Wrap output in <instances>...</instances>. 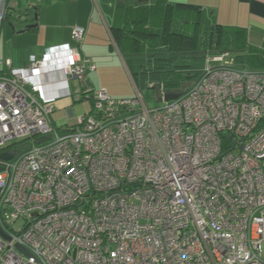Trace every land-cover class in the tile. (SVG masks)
Returning a JSON list of instances; mask_svg holds the SVG:
<instances>
[{
  "label": "built area",
  "instance_id": "built-area-1",
  "mask_svg": "<svg viewBox=\"0 0 264 264\" xmlns=\"http://www.w3.org/2000/svg\"><path fill=\"white\" fill-rule=\"evenodd\" d=\"M224 54L175 101L160 85L154 109L94 89L68 44L8 62L0 155L19 153L0 159V264H264V71ZM74 96L93 109L61 129L55 106Z\"/></svg>",
  "mask_w": 264,
  "mask_h": 264
},
{
  "label": "crops",
  "instance_id": "crops-1",
  "mask_svg": "<svg viewBox=\"0 0 264 264\" xmlns=\"http://www.w3.org/2000/svg\"><path fill=\"white\" fill-rule=\"evenodd\" d=\"M168 2L198 7L209 21L243 30L248 47L264 53V0ZM117 3L118 0H10L8 15L0 28V74L9 72L8 62L12 68H24L33 57L42 58L47 48L64 44L78 48L81 55L96 66L91 73L99 72L101 76H107V81L115 68H123L121 65L131 74L113 36V26L117 24ZM33 24L36 26L22 31ZM78 26L86 30L82 43L73 36ZM257 70L264 71V68ZM100 89L108 93L110 87L102 86ZM115 90L112 91L117 93ZM68 99L60 100L56 105L67 106ZM55 125L64 129V120Z\"/></svg>",
  "mask_w": 264,
  "mask_h": 264
},
{
  "label": "trees",
  "instance_id": "trees-1",
  "mask_svg": "<svg viewBox=\"0 0 264 264\" xmlns=\"http://www.w3.org/2000/svg\"><path fill=\"white\" fill-rule=\"evenodd\" d=\"M115 17L113 36L123 57L147 60L138 72L129 67L133 80L157 90L163 85L167 93L186 92L203 70L196 63L207 55L230 52L243 66L264 68V53L248 47L243 30L209 21L198 7L168 0H118Z\"/></svg>",
  "mask_w": 264,
  "mask_h": 264
},
{
  "label": "rangeland",
  "instance_id": "rangeland-1",
  "mask_svg": "<svg viewBox=\"0 0 264 264\" xmlns=\"http://www.w3.org/2000/svg\"><path fill=\"white\" fill-rule=\"evenodd\" d=\"M229 54H224L223 57L225 61L229 60L230 57H233V53L226 52ZM215 55H207L206 61H199L196 63V68L199 67L201 69H205L209 65L211 66H220L223 65L221 62H217L214 60ZM126 60H129V67L133 69V71L138 72L141 70V67H147V60L143 57H134V58H128ZM239 65V64H236ZM123 68H115L111 72V77L107 81V76H101L99 72L96 73H90L89 82L92 85V87L96 90H99L102 86L110 87V90H108V94L111 95V97L114 95L115 97H128L132 98L136 96V89H138L144 98V101L149 109H154L156 107H159L163 104V102L158 97V90L154 87V85H150L148 83L143 84L142 81H134L131 74H129L128 70L124 67V65H121ZM250 67V66H249ZM252 68V67H250ZM198 69V68H197ZM253 69V68H252ZM123 70V71H119ZM79 82L77 80H71L70 86L72 89V92L75 94L76 88L78 86ZM116 89L115 92L112 90ZM108 89V88H107ZM113 96V97H114ZM75 96L73 98L68 99L67 106L59 107L58 105L55 106V111L52 114V120L54 124L59 123L61 120H68V126L72 127L78 123V118L82 115H84L87 112L92 111L93 104L90 99L84 98L82 101L80 100L77 102L75 100ZM70 109L74 111L76 116H72L70 114ZM24 225V221H19L16 223L15 228L17 230L21 229ZM264 256V251H263Z\"/></svg>",
  "mask_w": 264,
  "mask_h": 264
},
{
  "label": "water",
  "instance_id": "water-1",
  "mask_svg": "<svg viewBox=\"0 0 264 264\" xmlns=\"http://www.w3.org/2000/svg\"><path fill=\"white\" fill-rule=\"evenodd\" d=\"M119 2L122 3H126V0H119ZM36 26V24L33 25H27L25 28L22 29V31L29 29L31 27ZM185 95V92H171V93H166L165 94V102H170V101H175L179 98H181L182 96ZM18 151L17 150H13V151H9L6 153H3L0 155V159L4 160V161H11L13 159H15V157L18 155ZM0 235H2L4 238H6L7 240H10L9 237L6 235V233L4 232L3 228L0 225ZM16 248L21 251L22 253H24L27 256H32V254L30 253V251L28 249H26L25 247L21 246V245H17Z\"/></svg>",
  "mask_w": 264,
  "mask_h": 264
}]
</instances>
